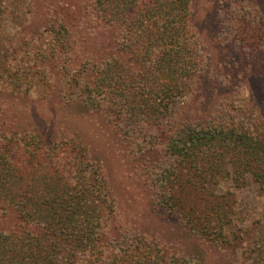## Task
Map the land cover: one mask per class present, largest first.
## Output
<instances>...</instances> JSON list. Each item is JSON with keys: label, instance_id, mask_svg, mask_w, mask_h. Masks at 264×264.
Wrapping results in <instances>:
<instances>
[{"label": "rangeland", "instance_id": "obj_1", "mask_svg": "<svg viewBox=\"0 0 264 264\" xmlns=\"http://www.w3.org/2000/svg\"><path fill=\"white\" fill-rule=\"evenodd\" d=\"M90 5L91 0H0V162L14 159L22 165L36 134L48 151L62 143L88 149V159L100 167L116 202V215L106 226L110 251L95 256L97 264H130L136 254L146 264H231L240 257L244 264H264V186L251 174L244 183L232 175L216 186L223 196L219 209L227 212L224 230L210 216L217 204L201 201L205 192L183 197L184 210L177 212L172 203L179 189H169L162 173L171 166L166 140L161 136L149 143L146 129L129 136L107 108L88 106L77 97L93 72L77 80V71L117 38ZM191 10L202 64L218 75L215 86L208 82L210 75L199 82L206 91L201 96L208 102L207 91L214 87L216 102H222L233 94V87L225 85L241 83L242 92L232 97L256 115L257 134L264 140V0H194ZM60 25L72 36L69 54L52 55ZM246 110L241 115L247 116ZM3 207L0 201V231L9 233L20 220ZM187 217L197 231L208 227V236L195 233ZM125 237L133 238L131 251L121 244Z\"/></svg>", "mask_w": 264, "mask_h": 264}, {"label": "trees", "instance_id": "obj_2", "mask_svg": "<svg viewBox=\"0 0 264 264\" xmlns=\"http://www.w3.org/2000/svg\"><path fill=\"white\" fill-rule=\"evenodd\" d=\"M193 2L91 0L96 19L117 38L77 71V80L93 71L77 97L88 106L107 108L129 136L146 129L155 144L162 136L171 158L170 168L162 171L165 184L179 189L172 208L181 212L183 197L205 192L200 199L217 204L210 216L222 231L227 212L219 209L223 196L216 186L232 175L244 183L248 173L264 186V140L257 134L256 115L232 97L242 92L241 83H227L233 94L222 102H216L214 87L207 91L208 102L201 96L206 91L199 82L210 75L208 82L215 86L218 75L202 64L191 25ZM56 30L51 54H69L70 30L64 25ZM244 110L247 116L241 115ZM32 138L38 140L29 145L22 165L14 159L0 162V201L5 213L16 212L20 220L15 230L0 231V264H97L95 256L110 251L106 226L116 215L108 181L88 159L87 148L62 143L48 151L42 136ZM187 222L195 233L208 234L206 226L197 231L192 217ZM132 239L121 241L130 251ZM133 258L130 264H146L138 254ZM231 264L244 260L231 259Z\"/></svg>", "mask_w": 264, "mask_h": 264}]
</instances>
